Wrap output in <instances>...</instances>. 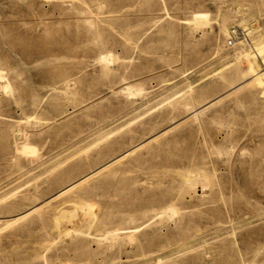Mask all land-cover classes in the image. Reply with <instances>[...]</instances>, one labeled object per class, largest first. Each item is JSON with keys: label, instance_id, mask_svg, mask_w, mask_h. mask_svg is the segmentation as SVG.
<instances>
[{"label": "rangeland", "instance_id": "obj_1", "mask_svg": "<svg viewBox=\"0 0 264 264\" xmlns=\"http://www.w3.org/2000/svg\"><path fill=\"white\" fill-rule=\"evenodd\" d=\"M263 68L264 0H0V264H264Z\"/></svg>", "mask_w": 264, "mask_h": 264}, {"label": "bare ground", "instance_id": "obj_2", "mask_svg": "<svg viewBox=\"0 0 264 264\" xmlns=\"http://www.w3.org/2000/svg\"><path fill=\"white\" fill-rule=\"evenodd\" d=\"M206 21V20H205ZM208 25V23H207ZM225 33V32H224ZM232 37H235L236 36V31L233 30L232 32ZM256 53V52H255ZM107 61V60H106ZM107 63V62H106ZM3 79V76L0 72V81ZM249 79H252V81H250L251 83L250 84H255L257 85V87H259L261 89V96L264 97V68L263 70H260L259 71V74H254L253 77H250ZM5 81V80H4ZM253 82V83H252ZM0 88L2 89H7V86H3V85H0ZM136 89V88H135ZM134 89V90H135ZM131 91V87H127L125 89H123L121 92H130ZM67 93V91H65ZM142 93V91H140ZM231 92V91H230ZM129 94V93H128ZM131 94V93H130ZM137 94V93H136ZM230 94V93H229ZM67 95V94H66ZM227 95V94H226ZM219 101V99L217 100H213L211 101V103H209L208 105H206L205 107H202L201 109L199 110H194L192 111L189 116L192 117V116H196L199 114V112H203L205 110H207L208 108L211 107V105L217 103ZM189 118V117H188ZM21 143V142H20ZM143 144V143H142ZM141 144V146H142ZM24 145V144H23ZM136 147V146H135ZM21 149V148H20ZM133 150H134V147H133ZM132 152V151H131ZM219 153V154H218ZM129 154L128 152L123 154L122 156L120 157H123L125 155ZM217 154L220 156V152L217 151ZM115 161V160H114ZM16 162V161H15ZM110 167L109 164L107 165H104L102 166L101 168H98L96 169L95 171H93L92 173L88 174L86 177L80 179V180H77L75 181V183L65 187L63 190H61L60 192L56 193L55 196L49 198L47 201L43 202V203H38L37 206L29 209L28 211L26 212H23V213H20L18 214L16 217L12 218L10 222H14V221H21L25 218H27L28 216L32 215V214H36L37 212H39L42 208H44L46 205L48 206L51 201L53 200H56V198L58 197H61V196H64V195H67L73 191H75L77 188L81 187L83 184H85L86 182H89L88 180L92 179L95 177V175H98V174H101L102 172L108 170V168ZM197 170V169H196ZM198 171V170H197ZM191 174V172H190ZM189 176V175H188ZM207 178H205V175L203 174H196V175H192V178L188 179V184L191 186L192 184H194L195 182H201L202 180L204 181H207V184H208V181L209 180H206ZM194 182V183H193ZM211 182V181H209ZM211 183L208 184V186H210ZM185 188V187H184ZM191 188V187H190ZM174 213H176L174 211ZM177 214V213H176ZM179 214V213H178ZM174 215V214H173ZM175 217V216H174ZM121 218V217H120ZM166 218V217H165ZM171 218V217H170ZM125 219V218H123ZM123 225H120L118 227H116V229L112 232H106L104 233V238L103 240H110L111 242L113 243H116V242H120V243H130L132 244L134 242V240L132 239L134 237V235L136 234V230L139 228V226H131L129 224H132L133 223V220L132 219H128V220H125L123 221ZM141 229V228H140ZM139 229V230H140ZM69 233V232H68ZM63 236V235H62ZM88 236V235H87ZM61 237V235H60Z\"/></svg>", "mask_w": 264, "mask_h": 264}, {"label": "built area", "instance_id": "obj_3", "mask_svg": "<svg viewBox=\"0 0 264 264\" xmlns=\"http://www.w3.org/2000/svg\"><path fill=\"white\" fill-rule=\"evenodd\" d=\"M236 33H237V31H236ZM232 43H233V42H232V40H231V39H229V44H228V45H230V46H231V45H232Z\"/></svg>", "mask_w": 264, "mask_h": 264}]
</instances>
